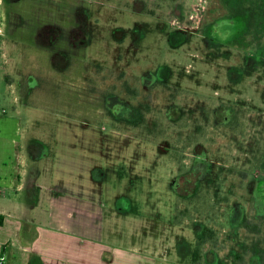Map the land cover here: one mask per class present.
<instances>
[{
	"label": "rangeland",
	"instance_id": "1",
	"mask_svg": "<svg viewBox=\"0 0 264 264\" xmlns=\"http://www.w3.org/2000/svg\"><path fill=\"white\" fill-rule=\"evenodd\" d=\"M187 1L174 7L175 0H0L4 107L22 120L31 154H48L36 165L47 185L65 192L62 210L74 204L80 217L85 203L76 201H88L93 233L118 216L116 228L126 237L150 245L166 241L175 254L167 264H264V193L258 187L264 181V4H223L251 26L248 51L223 53L234 57L229 63L250 62L236 80L228 62L194 57L208 53L214 11H189L203 4ZM160 68L170 72L164 82L172 94L151 96L146 76L135 97L143 75ZM188 94L210 102L235 99L242 132L224 125L207 130L214 134L205 140L209 163L192 202L174 187L183 169L181 137L172 140L145 126L156 119L168 124L170 103L179 106ZM107 97L112 110L121 98L133 107L142 103L149 122L124 124L107 110ZM152 103L157 118L149 117ZM172 115L181 111L172 109Z\"/></svg>",
	"mask_w": 264,
	"mask_h": 264
},
{
	"label": "crops",
	"instance_id": "2",
	"mask_svg": "<svg viewBox=\"0 0 264 264\" xmlns=\"http://www.w3.org/2000/svg\"><path fill=\"white\" fill-rule=\"evenodd\" d=\"M1 91L0 257H4L3 264L170 262L175 254L166 241L150 245L141 239L126 237L116 228L118 216L107 217V229L101 227L98 233H93L94 221L88 212L91 208L88 201H76L77 205L85 203V212L78 213L80 217H76L74 204L62 210L65 192L56 184L47 185L48 177L36 165L47 153L31 154L22 120L8 113L4 107L6 89ZM30 159L36 162L31 164Z\"/></svg>",
	"mask_w": 264,
	"mask_h": 264
},
{
	"label": "flooded vegetation",
	"instance_id": "3",
	"mask_svg": "<svg viewBox=\"0 0 264 264\" xmlns=\"http://www.w3.org/2000/svg\"><path fill=\"white\" fill-rule=\"evenodd\" d=\"M179 2L184 5L185 3L189 4L190 1L175 0L174 7L178 5L177 3ZM200 2L203 4V7H200V4L197 5V7H194L195 5L191 7L190 5L189 11H214V20L209 27L210 35H206V37L209 38L205 41L208 43V53L206 54L203 49L201 52H199V54L196 53L194 57L204 61L209 60L228 62V68L230 69L231 73H234L236 75V80L239 75L241 78L243 71L248 73L247 70H250V62H248V60H244L242 65L229 62L230 60H234V57L232 56V48L234 49L236 47H244L245 51H248L250 49L251 43L249 42L248 37L251 35L249 33L251 26L247 24V21L241 15L232 14L230 11H227L228 9L226 8V6L225 8H223V4L225 5L229 4V2H239L240 4L244 3L247 6H252L251 3H248L247 0H200ZM140 4H146V2L144 3L142 1L140 2ZM160 6L161 10L163 11H173L174 9L173 5L169 7L166 5V3H160ZM225 9L226 11H224ZM140 11H144V9L140 8ZM180 11H182V9ZM180 32L182 37L180 36L179 39H182L184 33L182 31ZM175 36L176 35H174L173 38ZM235 37H239L241 39V42H235ZM243 38L245 40H243ZM225 51H229L232 55L229 56V54H223L225 53ZM194 69L195 64L192 62L186 66V71L189 74L192 73ZM168 74L170 75L168 68H160L156 72L144 74L140 80L139 88L133 89L135 97H138V93L143 90V85H145L147 81V79L145 78L146 76H148V78L150 79L149 83L151 84V88H148V90L151 96L157 93L165 94L168 96L172 94L173 86L171 87L169 86V84H167V82H164V80L167 79ZM121 79L125 80V76H123ZM90 82L92 83L91 78ZM123 88L119 89L120 93H122ZM216 92H218V90ZM237 92L239 91H237L236 89L233 90L234 94H237ZM188 95L189 97L183 100V102H181L179 106L176 105L175 102L170 103L171 105L168 109L170 122H168V124L160 125L161 121H159V119H156L158 121V124L152 123L145 126H148L149 132L156 131L160 128L159 132L168 135L172 140L174 137H181L183 143V146H181L183 149V151H181V162L183 164V169L180 172V175L176 180L174 187L177 190L178 195L181 194L182 191H184L187 202H192L193 199L196 198L197 187L200 185V182L203 181L202 179L205 175L204 164L209 163L208 153L206 151V149H209V142H205V140L211 137L214 138V134L212 133V135H210L209 133H207V130L210 129L215 133L221 125H224L227 128H230L232 131L240 133L242 132L238 129V126L240 124L238 122L237 114L238 102L235 99L227 100L226 98H222L216 99L215 102H210L204 96H196L192 94ZM113 99L116 100L115 97H113ZM107 100V110L109 111L111 106L108 105V102L110 101L108 97ZM148 106L151 109L149 111V117L153 116L154 118H157L155 117L154 113V103L148 104ZM172 109L180 110L181 115H178L177 118H174L172 115ZM113 110L115 111V113H118L120 115L119 120H121V122L126 125H134L141 128V125H139L140 122H149V120L144 119V117H146V112L143 109L142 103L137 104L133 107L121 98V100H118L115 107H113ZM223 113L224 116H222ZM132 116H134L135 119H133ZM136 123L138 124L136 125ZM171 127H178L179 129H174V131H172L173 129L170 130ZM166 128H168L169 130L168 133H166ZM178 130L180 132V135H174V132L177 133ZM173 142L175 143V141ZM205 144H207V146ZM256 175V178H258L260 174ZM258 185L260 194H263L264 181L262 182V180H260L258 182ZM259 198L261 201H264V195H260Z\"/></svg>",
	"mask_w": 264,
	"mask_h": 264
},
{
	"label": "trees",
	"instance_id": "4",
	"mask_svg": "<svg viewBox=\"0 0 264 264\" xmlns=\"http://www.w3.org/2000/svg\"><path fill=\"white\" fill-rule=\"evenodd\" d=\"M248 3H251L252 6H260L261 4H264V0H247Z\"/></svg>",
	"mask_w": 264,
	"mask_h": 264
},
{
	"label": "built area",
	"instance_id": "5",
	"mask_svg": "<svg viewBox=\"0 0 264 264\" xmlns=\"http://www.w3.org/2000/svg\"><path fill=\"white\" fill-rule=\"evenodd\" d=\"M4 262V257H0V264H3Z\"/></svg>",
	"mask_w": 264,
	"mask_h": 264
}]
</instances>
